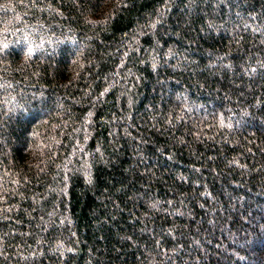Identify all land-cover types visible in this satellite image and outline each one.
Wrapping results in <instances>:
<instances>
[{
	"label": "trees",
	"instance_id": "obj_1",
	"mask_svg": "<svg viewBox=\"0 0 264 264\" xmlns=\"http://www.w3.org/2000/svg\"><path fill=\"white\" fill-rule=\"evenodd\" d=\"M0 264H264V0H0Z\"/></svg>",
	"mask_w": 264,
	"mask_h": 264
}]
</instances>
